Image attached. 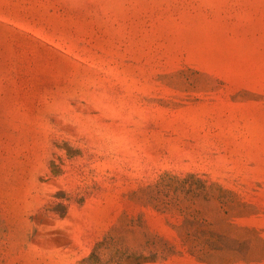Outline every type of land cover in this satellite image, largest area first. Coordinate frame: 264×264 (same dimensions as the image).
I'll list each match as a JSON object with an SVG mask.
<instances>
[{
  "label": "rangeland",
  "instance_id": "rangeland-1",
  "mask_svg": "<svg viewBox=\"0 0 264 264\" xmlns=\"http://www.w3.org/2000/svg\"><path fill=\"white\" fill-rule=\"evenodd\" d=\"M0 264H264V0H0Z\"/></svg>",
  "mask_w": 264,
  "mask_h": 264
}]
</instances>
